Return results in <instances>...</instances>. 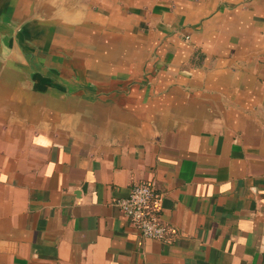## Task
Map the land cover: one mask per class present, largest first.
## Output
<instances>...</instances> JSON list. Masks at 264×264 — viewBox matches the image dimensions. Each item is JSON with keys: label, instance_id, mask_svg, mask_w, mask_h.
<instances>
[{"label": "crops", "instance_id": "1", "mask_svg": "<svg viewBox=\"0 0 264 264\" xmlns=\"http://www.w3.org/2000/svg\"><path fill=\"white\" fill-rule=\"evenodd\" d=\"M0 264H264V0H0Z\"/></svg>", "mask_w": 264, "mask_h": 264}, {"label": "built area", "instance_id": "2", "mask_svg": "<svg viewBox=\"0 0 264 264\" xmlns=\"http://www.w3.org/2000/svg\"><path fill=\"white\" fill-rule=\"evenodd\" d=\"M115 204L143 237L165 243L172 240L175 232L163 220V195L155 183H135L129 195L116 199Z\"/></svg>", "mask_w": 264, "mask_h": 264}]
</instances>
